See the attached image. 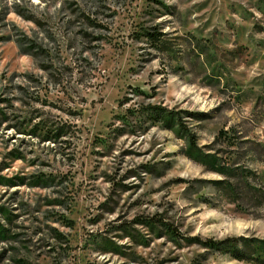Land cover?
Returning <instances> with one entry per match:
<instances>
[{
	"label": "rangeland",
	"instance_id": "obj_1",
	"mask_svg": "<svg viewBox=\"0 0 264 264\" xmlns=\"http://www.w3.org/2000/svg\"><path fill=\"white\" fill-rule=\"evenodd\" d=\"M232 237L264 239V0H0V264H256Z\"/></svg>",
	"mask_w": 264,
	"mask_h": 264
},
{
	"label": "trees",
	"instance_id": "obj_2",
	"mask_svg": "<svg viewBox=\"0 0 264 264\" xmlns=\"http://www.w3.org/2000/svg\"><path fill=\"white\" fill-rule=\"evenodd\" d=\"M148 36L153 41H159V39L155 37L156 35L154 33L149 34ZM208 158L209 156L203 155L200 162L204 165H212L209 161H207ZM195 241L199 244L201 243L199 239H195ZM201 244L204 245L205 248L229 254L238 261L264 264V239L232 237L226 238L222 241H213L209 239Z\"/></svg>",
	"mask_w": 264,
	"mask_h": 264
}]
</instances>
